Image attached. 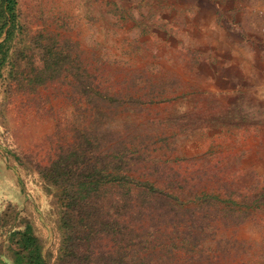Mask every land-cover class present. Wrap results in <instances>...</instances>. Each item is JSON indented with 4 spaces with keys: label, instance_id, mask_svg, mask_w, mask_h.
Listing matches in <instances>:
<instances>
[{
    "label": "rangeland",
    "instance_id": "rangeland-1",
    "mask_svg": "<svg viewBox=\"0 0 264 264\" xmlns=\"http://www.w3.org/2000/svg\"><path fill=\"white\" fill-rule=\"evenodd\" d=\"M173 2L18 0L19 16L26 24L23 29L41 37L29 41V47L18 46L29 55L21 56L12 73L7 75L3 69L0 76V208L8 201L21 208L43 251L51 249L49 260L55 255L60 232L36 164L45 163L57 146L87 130L91 120L88 103L71 73L53 65L52 78L38 83L27 79L30 69L37 70L48 56L51 41L60 43L62 52L67 46L71 56L76 54L87 64L97 91L114 96L116 100L103 101L108 122L120 124L124 131L153 135L155 150L165 152L175 168L188 173L203 165L206 183L224 182L230 188L247 184L249 198L264 187L262 91L248 86L245 72H238L234 83L226 74L231 70L214 60L185 61V51H198L203 42L194 40L190 47L183 41L182 30L193 39L198 30L186 34L177 21L184 22V16L172 12ZM161 22H167L166 26ZM239 38L241 46L246 38ZM224 42L220 53L228 55L233 49ZM168 79L175 84L158 100ZM129 97L141 99L133 103ZM237 175L240 181L232 179ZM261 217L262 222L251 214L239 223L220 219L199 258L208 260L210 250L217 247L215 237L227 233L231 243L222 247L223 253L215 250L214 260L264 264V212Z\"/></svg>",
    "mask_w": 264,
    "mask_h": 264
},
{
    "label": "trees",
    "instance_id": "trees-1",
    "mask_svg": "<svg viewBox=\"0 0 264 264\" xmlns=\"http://www.w3.org/2000/svg\"><path fill=\"white\" fill-rule=\"evenodd\" d=\"M17 4L18 0H0V76L3 69L12 73L21 56L29 55L18 46L29 47V41L41 37L23 29L26 24ZM59 45L51 41L48 56L27 76L43 82L53 77V65H58L72 74L91 111L87 130L57 146L45 163L36 164L49 209L56 216L59 243L49 260L51 249L43 251L32 222L8 201L0 208V264H221L214 260L215 250L223 253L231 236L215 237L217 247L206 248L208 260L199 258L204 243L215 234L220 219L239 223L251 214L262 222L264 187L249 198L247 184L243 188L218 181L208 184L202 177L203 165L188 173L175 168L165 152L155 150L153 135L124 131L120 124L108 122L103 101L116 99L97 91L87 64L76 54L71 56L67 46L62 52ZM56 46L59 50H52ZM203 54L188 50L182 56L197 64ZM163 82L166 87L158 92V100L175 84L170 79ZM128 99L139 103L141 98Z\"/></svg>",
    "mask_w": 264,
    "mask_h": 264
},
{
    "label": "crops",
    "instance_id": "crops-1",
    "mask_svg": "<svg viewBox=\"0 0 264 264\" xmlns=\"http://www.w3.org/2000/svg\"><path fill=\"white\" fill-rule=\"evenodd\" d=\"M173 5L172 12L184 16V22L177 21L182 22L186 34L198 30L197 38L182 39L188 44L201 40L205 61L214 60V64L230 69L226 74L234 83L238 72H245L248 86L264 96V0H174ZM160 24L166 26L167 22ZM239 37L246 38L241 46ZM221 41L233 49L228 55L220 53Z\"/></svg>",
    "mask_w": 264,
    "mask_h": 264
}]
</instances>
